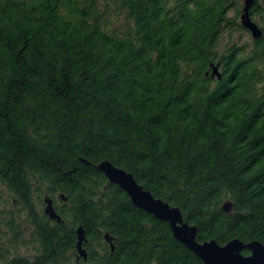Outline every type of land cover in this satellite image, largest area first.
Returning <instances> with one entry per match:
<instances>
[{
	"label": "trees",
	"instance_id": "1",
	"mask_svg": "<svg viewBox=\"0 0 264 264\" xmlns=\"http://www.w3.org/2000/svg\"><path fill=\"white\" fill-rule=\"evenodd\" d=\"M241 7L0 0V262L204 264L108 182L95 167L104 159L178 206L197 240L264 242V25L249 46L232 41ZM250 14L264 21V0ZM121 15L119 30L109 17ZM28 245L31 256L19 252Z\"/></svg>",
	"mask_w": 264,
	"mask_h": 264
},
{
	"label": "water",
	"instance_id": "2",
	"mask_svg": "<svg viewBox=\"0 0 264 264\" xmlns=\"http://www.w3.org/2000/svg\"><path fill=\"white\" fill-rule=\"evenodd\" d=\"M254 2L255 0H242L239 21L242 27L250 33L252 39H257L262 35V28L250 14ZM219 66V62H210V75L217 79L222 77ZM80 160L89 163L84 158ZM95 167L103 172L109 183L118 185L135 207L144 210L158 220L167 222L174 238L191 250L204 264H264V242L257 239L243 241L238 238H233L224 244L218 243L215 239L199 241L196 237L197 226L188 223L183 218L181 209L161 198L154 197L149 190L137 182L132 173L115 166L106 159L99 161ZM59 199L66 201L63 194L59 195ZM44 203L43 211L48 218L61 222V215L55 209L53 199L45 196ZM232 206V202L227 199L222 202L221 209L230 213ZM76 238L75 248L78 257L86 259L87 252L84 247L86 236L81 226L76 229ZM104 240L113 252L115 246L112 237L105 233ZM245 249L249 251L248 254L243 253Z\"/></svg>",
	"mask_w": 264,
	"mask_h": 264
},
{
	"label": "rangeland",
	"instance_id": "3",
	"mask_svg": "<svg viewBox=\"0 0 264 264\" xmlns=\"http://www.w3.org/2000/svg\"><path fill=\"white\" fill-rule=\"evenodd\" d=\"M111 8L113 9V6H111ZM230 15H233V11L230 12ZM110 19L113 20V25L117 28V29H123L126 25V18L121 15L118 17H109ZM253 19L260 25L263 26L264 25V21H261L259 19L258 15H254ZM237 20L239 21V18L237 17ZM230 36H234V38L232 39V41H235L236 43L240 44V45H246L249 46L252 40V37L250 35V33L246 30V29H234L232 30ZM229 39V37L227 35H225L222 40H221V47H224L225 42ZM19 252L21 254H25L27 256H31L33 255V250L31 248V245L26 246H22L19 248ZM0 264H4L3 262H0Z\"/></svg>",
	"mask_w": 264,
	"mask_h": 264
},
{
	"label": "flooded vegetation",
	"instance_id": "4",
	"mask_svg": "<svg viewBox=\"0 0 264 264\" xmlns=\"http://www.w3.org/2000/svg\"><path fill=\"white\" fill-rule=\"evenodd\" d=\"M53 205L56 208V201L53 199Z\"/></svg>",
	"mask_w": 264,
	"mask_h": 264
}]
</instances>
